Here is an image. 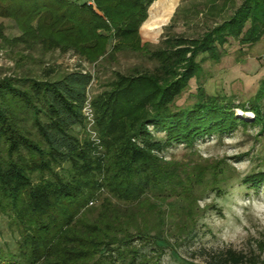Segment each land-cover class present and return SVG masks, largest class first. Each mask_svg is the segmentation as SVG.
I'll list each match as a JSON object with an SVG mask.
<instances>
[{
  "label": "trees",
  "instance_id": "16d2710c",
  "mask_svg": "<svg viewBox=\"0 0 264 264\" xmlns=\"http://www.w3.org/2000/svg\"><path fill=\"white\" fill-rule=\"evenodd\" d=\"M153 1L0 0L2 16L22 22L40 16L17 40L38 37L88 62L108 45L154 62L152 69L116 73L91 99L94 77L80 64L64 73L0 78V220L11 234L10 243L0 240V264H149L142 249L152 245L158 255L170 239L191 236L198 210L188 203L228 185L224 165L167 159L165 151L177 144L192 149L239 125L259 124L264 134V77L246 104L209 95L197 83L193 101L176 105L190 80H198L201 64L219 60L231 39L241 46L261 39L264 0H243L196 38L165 34L150 50L139 28ZM211 1L220 14L229 0ZM246 105L251 122L233 110ZM243 182L256 190L264 169ZM210 259L258 264L259 256L228 248Z\"/></svg>",
  "mask_w": 264,
  "mask_h": 264
},
{
  "label": "rangeland",
  "instance_id": "374dc122",
  "mask_svg": "<svg viewBox=\"0 0 264 264\" xmlns=\"http://www.w3.org/2000/svg\"><path fill=\"white\" fill-rule=\"evenodd\" d=\"M242 1L229 0L225 9L216 14L210 7L211 0H154L139 28L141 43L148 44L151 50L159 46L165 34L196 38L209 25L212 27L216 21L220 23L224 17L231 15ZM150 21L152 23L147 25ZM24 22L0 15V78L38 76L47 69L64 73L80 64L94 77L88 91L91 99L108 89L116 73L128 74L154 67V62L146 54L127 48L113 52L108 45L103 55L92 52L98 57L88 62L80 60L70 50L46 46L39 42L38 37H33V42L17 40L24 30L30 29L28 26L40 23V16ZM28 34L30 37L31 32ZM263 77L264 35L251 46H241L231 39L226 45V53L219 60H207L201 64L198 80H190L188 89L177 99L176 105L193 101L197 83L209 95H226L232 98L235 105L246 104L254 97ZM233 110L237 117L245 121L251 122L254 118L248 106H234ZM87 118L88 132L94 138L97 134L93 129L94 113L90 105L87 107ZM164 154L167 159L177 161L206 160L209 164L224 165V171L229 176L228 185L224 186L221 194L207 189L196 201H190L188 206L198 210L194 215L196 225L192 235L184 239L180 237V240L170 239L158 255L153 252L152 245L143 248L149 264H210V255L228 248L247 255H258V264H264V184L253 190L243 182L245 176L264 169V134L260 132V125H239L221 138L212 135L196 142L192 149L177 144ZM10 235L4 220H0V240L10 243ZM134 243L140 244L138 241Z\"/></svg>",
  "mask_w": 264,
  "mask_h": 264
},
{
  "label": "bare ground",
  "instance_id": "6f19581e",
  "mask_svg": "<svg viewBox=\"0 0 264 264\" xmlns=\"http://www.w3.org/2000/svg\"><path fill=\"white\" fill-rule=\"evenodd\" d=\"M170 16H171V15H170ZM162 20H163V19H162ZM162 20H161V21H162ZM161 21H160V22H161ZM167 22H168V21H167ZM151 23H152V21L148 22L147 25H150ZM158 23H159V22H158ZM159 24H160V23H159ZM157 28H158V27H157ZM153 30H154V29H153ZM153 30H152V32H153ZM158 30H159V29H158ZM150 31H151V30H150ZM148 33H149V32H148ZM144 36H145V35H144ZM147 36H148V35H147ZM146 38H147V37H146ZM154 40H155V39H154Z\"/></svg>",
  "mask_w": 264,
  "mask_h": 264
},
{
  "label": "built area",
  "instance_id": "2783aa9c",
  "mask_svg": "<svg viewBox=\"0 0 264 264\" xmlns=\"http://www.w3.org/2000/svg\"><path fill=\"white\" fill-rule=\"evenodd\" d=\"M86 114H87V108H86Z\"/></svg>",
  "mask_w": 264,
  "mask_h": 264
}]
</instances>
